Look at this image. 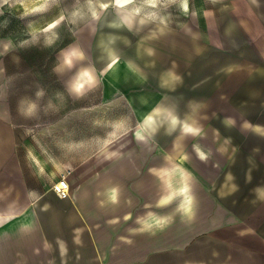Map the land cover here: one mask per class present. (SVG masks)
<instances>
[{"label":"rangeland","instance_id":"obj_1","mask_svg":"<svg viewBox=\"0 0 264 264\" xmlns=\"http://www.w3.org/2000/svg\"><path fill=\"white\" fill-rule=\"evenodd\" d=\"M263 6L264 0H188L185 11L182 0H161L154 9L143 0L121 9L111 0H46L30 8L24 0H0V106L15 121L20 145L28 138L32 147L76 149V165L64 160L66 170L53 175L52 183L76 175L94 189L105 176H117L119 152L123 156L125 148L135 145L149 151L158 144L157 161L164 165L168 162L165 140L154 143L136 132L140 123L134 108L116 83L108 84L107 71L116 78L115 70H128L121 62L126 60L131 67L136 61V70L153 72L159 86L155 90L170 102H183L191 110L198 101L206 113L218 109L225 114H251V108L231 101L235 92L230 96V88L237 82L238 98L264 99L261 86L252 83L264 66ZM135 9H140L139 14ZM149 12L157 18L141 25L139 20ZM122 17L133 23L131 30ZM52 19L56 24L46 28ZM73 50L83 53V58L74 57L68 67L63 63L65 54ZM86 65L96 72L94 83L85 87L83 95L70 92L76 72ZM22 103H35V114L23 115ZM254 113L264 114V108ZM216 158L223 159L224 153ZM178 163L174 161L175 168ZM208 165L206 173H214L213 163ZM175 171L158 175L159 195L172 192V202L156 206L145 202L147 193L136 208L143 242H186L206 227L196 217L202 210L192 200L191 186H184L186 171L182 175ZM204 186L202 182L194 187L201 208L210 205ZM160 211L172 217H158L156 224L149 225V215Z\"/></svg>","mask_w":264,"mask_h":264},{"label":"crops","instance_id":"obj_2","mask_svg":"<svg viewBox=\"0 0 264 264\" xmlns=\"http://www.w3.org/2000/svg\"><path fill=\"white\" fill-rule=\"evenodd\" d=\"M260 53L264 55L262 46ZM120 66L128 70H115L116 78L107 71L108 84L116 83L127 95L140 123L137 133L153 142L165 140L168 162L159 165L158 144L149 151L128 147L123 156L116 153V177L105 176L93 189L75 175L69 180L70 195L60 197L52 176L66 170L65 161L76 165V149L32 147L28 138L20 145L15 121L0 106V264H264V114L254 113L264 108V99L238 98L236 82L231 101L251 108V114L206 113L198 101L188 110L155 90L151 70H136V61L130 67L124 60ZM262 67L252 83L264 91ZM172 115L181 123L174 126ZM185 121L199 130L197 135L182 130ZM223 153V159L216 158ZM209 163L212 174L206 173ZM183 170L188 176L184 186H191L192 200L202 210L196 217L205 229L186 242H143L136 211L143 194H149L145 202L156 206L172 202V192L159 195L158 175H182ZM202 182L210 203L204 208L194 189ZM168 213H151L149 225Z\"/></svg>","mask_w":264,"mask_h":264},{"label":"clouds","instance_id":"obj_3","mask_svg":"<svg viewBox=\"0 0 264 264\" xmlns=\"http://www.w3.org/2000/svg\"><path fill=\"white\" fill-rule=\"evenodd\" d=\"M172 2H175V0H172ZM132 3H133V0H111V4L117 9L124 8L126 5L132 4ZM143 3L144 5L154 9L161 3V0H143ZM108 6H109L108 4L104 5L105 8H107ZM182 6H183V9L187 11L188 10V0H182ZM135 11L137 14H139L140 9H135ZM156 18L157 17H156L155 12H149L143 18L139 20V23L143 25L147 21L155 20ZM121 19L123 20V23L129 28V30H131L133 23L127 18L122 17ZM147 51L149 55L153 54L152 49H148ZM74 57L82 59L83 53H77L75 50L70 51L65 54L63 63L67 65L68 67H71L73 64ZM93 83H94V77L91 71L86 68V69L81 70L77 74L76 81L70 85L69 91L75 92L78 95H83V90L85 89V87ZM37 95L38 96L42 95V92H38ZM36 109H37V105L35 103H28L27 106H25L22 103L20 111L23 115L30 117L35 114ZM171 122L174 126L181 123L179 118L176 115H172ZM182 130L185 133L192 134V135H197L199 131L197 128L193 127L192 124L186 121L182 125ZM256 130L259 131V128H257Z\"/></svg>","mask_w":264,"mask_h":264},{"label":"built area","instance_id":"obj_4","mask_svg":"<svg viewBox=\"0 0 264 264\" xmlns=\"http://www.w3.org/2000/svg\"><path fill=\"white\" fill-rule=\"evenodd\" d=\"M52 187L60 197H68L70 195L71 184L68 177L66 176L56 180Z\"/></svg>","mask_w":264,"mask_h":264},{"label":"bare ground","instance_id":"obj_5","mask_svg":"<svg viewBox=\"0 0 264 264\" xmlns=\"http://www.w3.org/2000/svg\"><path fill=\"white\" fill-rule=\"evenodd\" d=\"M46 0H24V4L25 5H30V8H33V7H36L37 5H41V4H43L44 2H45ZM57 20H53V21H51L50 23H49V25H47L46 26V28H51V27H53L56 23ZM89 69L90 71H91V73H92V75H93V77L95 78L96 77V72H95V70H93V68L90 66V65H86V66H84L81 70H83V69ZM81 70H78L77 72H76V78H77V74L81 71Z\"/></svg>","mask_w":264,"mask_h":264},{"label":"snow or ice","instance_id":"obj_6","mask_svg":"<svg viewBox=\"0 0 264 264\" xmlns=\"http://www.w3.org/2000/svg\"><path fill=\"white\" fill-rule=\"evenodd\" d=\"M189 131H191V130H189ZM114 195H115V194L113 193V197H114Z\"/></svg>","mask_w":264,"mask_h":264}]
</instances>
